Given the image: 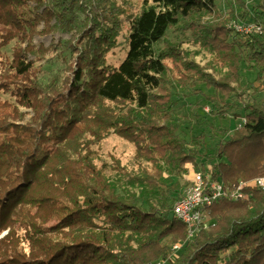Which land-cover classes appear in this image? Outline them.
<instances>
[{
  "label": "trees",
  "instance_id": "1",
  "mask_svg": "<svg viewBox=\"0 0 264 264\" xmlns=\"http://www.w3.org/2000/svg\"><path fill=\"white\" fill-rule=\"evenodd\" d=\"M231 1L221 12L217 0H141L125 14L128 0H0V264H264V188L213 203L189 239L172 214L189 165L231 185L264 164V95L241 86L243 62L264 85V0ZM123 16L127 50L115 66L106 57ZM171 29L225 68L197 64L166 40ZM57 32L70 37L34 41ZM200 86L212 89L205 98L220 118L241 110L212 152L203 135L185 137L173 111L179 93ZM111 133L134 146L135 169L102 162L94 147Z\"/></svg>",
  "mask_w": 264,
  "mask_h": 264
},
{
  "label": "rangeland",
  "instance_id": "2",
  "mask_svg": "<svg viewBox=\"0 0 264 264\" xmlns=\"http://www.w3.org/2000/svg\"><path fill=\"white\" fill-rule=\"evenodd\" d=\"M128 5L124 6L125 14L134 13L141 6V0H128ZM217 8L221 12H228L233 8L231 0H217ZM128 30V22L126 17L121 18L120 33L116 39V45L107 54V62L112 65H118L124 58L126 48V34ZM70 35L68 33H55L53 35L36 36L34 41L37 44H42L45 47L50 46L51 43H57L58 41L68 40ZM166 40L171 44H180V47L185 50L189 57L192 58L197 64L201 66H207L213 68L216 72L223 70L225 66L219 61V59L211 53L210 51L202 48L197 44L189 32H182L180 29H171L168 31ZM10 46L5 49V54L10 55ZM161 46H163L161 44ZM54 53V52H53ZM44 61H41L43 63ZM61 64L55 62L45 65V73L42 78L46 81L47 76L54 73ZM241 75L242 81L241 86L252 92L254 89L259 90L255 95L258 100L264 95V85L258 86V82L255 80V72L248 71L245 69V63L241 64ZM201 89V94L191 95L190 90L179 93L176 97L177 104L174 108V116L180 122L183 134L185 137L189 135L199 136L203 135L205 140V147L202 150L207 152H212L215 150L217 143L220 140L227 138V134L230 133L238 124L242 123L241 117H234L235 113L241 112V110L236 106L230 109L224 118H220L217 114V106L207 100L205 97L212 93V89H208L204 86L199 87ZM1 99H6L12 101L8 95H1ZM23 113H25V119H27L31 114V110L20 108ZM101 155L102 162L111 163V156L116 157L120 160L121 164L126 166L128 170H133L136 168V161L134 160V146L127 140L111 133L106 138H104L97 147ZM101 163V162H100ZM263 164L258 169L257 175L261 173ZM188 174L180 179L182 188L187 184V178L196 171L191 169L189 165ZM210 218L208 215V219ZM5 233L2 232L0 236ZM179 253V252H178Z\"/></svg>",
  "mask_w": 264,
  "mask_h": 264
},
{
  "label": "built area",
  "instance_id": "3",
  "mask_svg": "<svg viewBox=\"0 0 264 264\" xmlns=\"http://www.w3.org/2000/svg\"><path fill=\"white\" fill-rule=\"evenodd\" d=\"M230 27L247 34L261 32V26L254 22L232 21ZM264 188V164L261 173L251 180H239L231 185L212 179L210 174L202 170L194 171L184 186L181 195L172 205L173 216L185 224L187 239L193 237L200 228L207 227L209 221L207 208L218 200H237L246 197L245 189L249 186ZM172 256L178 253L181 243L171 247ZM168 258H161L145 264H168Z\"/></svg>",
  "mask_w": 264,
  "mask_h": 264
}]
</instances>
